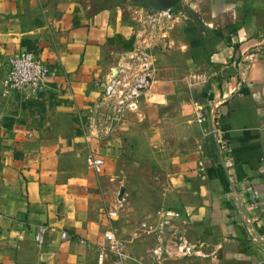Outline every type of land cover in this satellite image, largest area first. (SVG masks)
I'll use <instances>...</instances> for the list:
<instances>
[{"label": "crops", "instance_id": "obj_1", "mask_svg": "<svg viewBox=\"0 0 264 264\" xmlns=\"http://www.w3.org/2000/svg\"><path fill=\"white\" fill-rule=\"evenodd\" d=\"M181 1L150 24L151 0H0V264H96L119 196L131 235L160 209L181 214L166 239L138 237L147 264H264V0ZM138 43H157L158 71L140 109L92 140L105 159L98 176L86 164L87 115L120 53ZM21 50L54 75L40 92L4 94ZM213 112L231 147L212 132ZM168 140L181 144L177 160L144 167L139 181L126 164L138 142ZM40 224L55 227L43 244L31 230ZM182 240L187 254L170 247ZM159 244L170 250L157 258Z\"/></svg>", "mask_w": 264, "mask_h": 264}, {"label": "built area", "instance_id": "obj_2", "mask_svg": "<svg viewBox=\"0 0 264 264\" xmlns=\"http://www.w3.org/2000/svg\"><path fill=\"white\" fill-rule=\"evenodd\" d=\"M163 13V12H161ZM158 12H149L147 19L150 24L156 19ZM158 71V70H157ZM154 54L152 48L148 44H136L131 49L122 51L119 59L114 65L109 76L100 84V96L95 107L90 110L87 115V125L85 126V154L86 164L89 171L95 175H100L103 172L105 159L100 155L96 148L91 147L93 139L100 137V127L110 125V129L128 112H136L140 109L141 101L145 92L150 88L157 73ZM54 75L52 67L48 61L40 57L34 51L21 50L15 52L10 58V65L3 81L4 94H10L23 90H30L32 93H37L46 88L48 80ZM196 119L199 123L204 124L208 119L205 110L200 108L197 110ZM215 120V127L212 132L219 134V139L226 147L231 145L224 140V136ZM123 198L119 196L113 207L109 209L108 216L115 217L117 209L123 206ZM160 215L157 221L147 222L141 221V228L133 233L134 237L142 236L143 233L155 231L161 239H166L170 232L177 230V223L181 220L180 212L171 209L163 208L158 210ZM1 215V214H0ZM34 238L37 243L43 244L46 235L55 230V227L40 224L31 228ZM63 239L74 238L76 235L70 234L67 231H62ZM80 242L86 243L85 239H79ZM105 245H101L96 264H135L134 258L124 251L121 241L116 236L112 228L104 233ZM170 247L176 246L182 253H189L192 249L191 245L186 240L179 242H169ZM169 244H167L169 246ZM169 248H163L162 244L154 248L153 251L157 258H160L164 251H169Z\"/></svg>", "mask_w": 264, "mask_h": 264}, {"label": "rangeland", "instance_id": "obj_3", "mask_svg": "<svg viewBox=\"0 0 264 264\" xmlns=\"http://www.w3.org/2000/svg\"><path fill=\"white\" fill-rule=\"evenodd\" d=\"M111 1L114 3H117V2L119 3L122 0H111ZM151 1L155 3L154 0H151ZM178 2L179 4H182L181 0H179ZM150 6H148V8L150 9L154 7L152 3ZM168 24L170 23L168 22ZM145 28H147L146 31L147 30L148 31L146 33H148V32H151L150 30L152 29V26H149V28L148 26L147 27L144 26V29ZM156 46H157V43L154 46H151V48L154 54V63H155L156 71H157L158 65H157V57H156L157 56ZM184 72L185 74H188V65L184 66ZM186 103L187 101H184L182 103L184 104V106L182 108L181 114L183 115L185 113H188V110L186 108V105H187ZM179 132L181 136L185 134L181 132L180 130ZM168 141H169L168 144H166L165 146L152 145L151 148L149 147L150 149L146 146V143L138 142V148H137L138 152H136L138 155L136 156L135 154H133V156H129V158L133 161V163L127 162L126 164L127 166L132 167L133 170H137L138 174L134 173V175L138 177L139 181L140 180L147 181V179H145L146 174H144V170H143L144 167H149L150 169H156V168L162 169L161 167L166 168L169 165H172L177 160V157H174V154L176 153V151L182 150L181 144L178 141L174 142L173 144H172V140H168ZM123 166L124 165H122L121 169L122 171L123 170L125 171V167ZM105 171H106V168H105ZM124 171L122 173H124ZM140 172H142V174ZM151 177L152 175L150 174V176L147 178L151 179ZM109 218L111 219L110 216ZM112 219H114V224H113L114 228L112 229L116 233V236L119 239V241H121L122 244H124L123 245L124 251H126L129 255L133 256L134 259L136 258L135 259L136 264L150 263L149 260H147V254H148L150 246H147L146 244L142 243V241L139 240L137 237H134L133 235H131V231H132L131 229L129 230L126 229V227L129 226L131 222L124 221V207L123 206L117 209V215L115 217H112ZM107 226H108L107 224L103 223L104 229ZM103 243H104L103 245L106 244L105 241Z\"/></svg>", "mask_w": 264, "mask_h": 264}, {"label": "water", "instance_id": "obj_4", "mask_svg": "<svg viewBox=\"0 0 264 264\" xmlns=\"http://www.w3.org/2000/svg\"><path fill=\"white\" fill-rule=\"evenodd\" d=\"M179 0H157V2L153 3L155 6L153 12L156 11H164V10H168L170 13L173 12V7L174 5L178 2ZM215 114L213 112L212 117H211V121L213 124V127H215Z\"/></svg>", "mask_w": 264, "mask_h": 264}]
</instances>
